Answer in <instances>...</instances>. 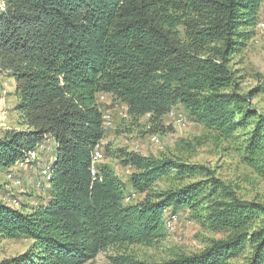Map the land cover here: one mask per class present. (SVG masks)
<instances>
[{"label": "trees", "instance_id": "trees-1", "mask_svg": "<svg viewBox=\"0 0 264 264\" xmlns=\"http://www.w3.org/2000/svg\"><path fill=\"white\" fill-rule=\"evenodd\" d=\"M1 1L0 73L15 80L23 127L0 137V171L39 155L47 139L55 152L45 203L27 211L0 198V237L32 241L0 264H87L110 247L154 246L166 236L168 210L195 211L203 202L199 216L225 238L162 261L119 252L110 263L228 264L248 249L244 264H264V203L241 198L211 173L154 190L163 178L195 177L206 167L122 149L129 184L144 195L133 203L108 164L92 174L105 137L98 100L105 93L131 117L149 116L153 133L166 132L164 117L178 104L220 136L235 139L242 128L243 159L264 177V112L253 107V92L240 91L231 66L254 36L264 0Z\"/></svg>", "mask_w": 264, "mask_h": 264}, {"label": "rangeland", "instance_id": "rangeland-1", "mask_svg": "<svg viewBox=\"0 0 264 264\" xmlns=\"http://www.w3.org/2000/svg\"><path fill=\"white\" fill-rule=\"evenodd\" d=\"M260 22H264V4L259 15ZM231 66L240 78V91L253 92V107L264 112V90L256 89L261 84L264 85V29L258 27L255 29V34L247 46L233 56ZM1 74L0 137L6 131L23 127L15 106L17 101L14 94L15 80L8 74ZM98 100L104 116H108L110 121L99 146L104 155L101 163L108 164L126 182L127 196H130L128 202L140 201L144 195L134 192L129 184L131 168L125 166L119 158L122 149L156 158L169 156L188 165L206 167L208 170L184 179L176 175L163 178L154 184L155 191L176 187L192 180H205L211 173L231 185L241 198L264 203V177L243 159L241 143L245 141L247 134L242 128L238 130L235 139L220 136L202 122L193 120L189 111L178 104L172 113L164 117L166 132L153 133L148 125L149 116L140 119L131 117L126 105L113 98L111 94L102 93ZM178 115L183 116V122L178 121ZM153 134H158L160 139L158 143L151 141ZM53 145L54 143L47 139L33 163L15 165L8 171H0V198L4 202L28 211L47 201L49 187L44 183V188L42 186L38 188L36 184L38 181H44L43 171L51 165V153L55 152L52 150ZM10 172L22 180L21 186H12L7 182V175ZM14 200L18 205L13 203ZM205 205L203 202L195 211L176 212L178 221L173 229H167L165 238L154 246L110 247L87 264H111L109 256L119 252H126L149 261H162L177 254H191L203 250L212 241L225 238L227 235L226 230H212L202 216H199L204 214ZM171 213L173 212L168 210L166 217ZM31 243V239L27 238L0 237V262L23 254ZM248 255L247 249L228 264H244Z\"/></svg>", "mask_w": 264, "mask_h": 264}, {"label": "built area", "instance_id": "built-area-1", "mask_svg": "<svg viewBox=\"0 0 264 264\" xmlns=\"http://www.w3.org/2000/svg\"><path fill=\"white\" fill-rule=\"evenodd\" d=\"M4 6V3L0 0V7H3ZM258 28H262L264 29V22H260L258 23L257 25ZM172 113V111H171ZM178 121L180 122H183L184 121V118L182 115H178ZM110 124V121H109V118L108 116H104V128L106 129L107 126ZM151 141L155 142V143H158L160 141L159 139V136L158 134H153L152 135V138H151ZM42 148V147H41ZM36 158H38V154L37 153H31L29 158L26 159L25 161H22V162H19L17 165H25L27 163H31V161H34L36 160ZM104 160V155L101 151V149L99 148V146L95 149V152H94V156H93V167H92V174L95 176L96 174V166L103 162ZM43 174H44V181H38L36 186L39 188L42 186V188H44L43 184H47V186H49V181L51 179V169L50 167H47V169H45L43 171ZM7 182L9 184H11L12 186H21L22 185V180L17 177L16 175H14L12 172L8 173L7 175ZM130 199V196L128 195L126 200L128 201ZM14 204L18 205V202L14 200L13 202ZM178 221V215L175 214V213H171L169 214L167 217H165V224H166V229H173L174 227V224Z\"/></svg>", "mask_w": 264, "mask_h": 264}, {"label": "crops", "instance_id": "crops-1", "mask_svg": "<svg viewBox=\"0 0 264 264\" xmlns=\"http://www.w3.org/2000/svg\"><path fill=\"white\" fill-rule=\"evenodd\" d=\"M264 4V3H263ZM3 74H5V73H2L1 75H3ZM16 104H17V101H16ZM49 140H51L52 141V139H49ZM53 142V141H52ZM53 148H54V145L52 146V150H53ZM51 158H53V152L51 153Z\"/></svg>", "mask_w": 264, "mask_h": 264}]
</instances>
